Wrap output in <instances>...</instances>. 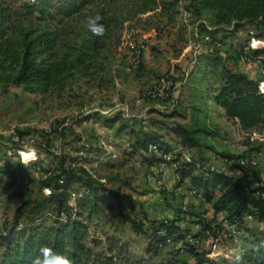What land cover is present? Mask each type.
Returning a JSON list of instances; mask_svg holds the SVG:
<instances>
[{"label":"rangeland","instance_id":"obj_1","mask_svg":"<svg viewBox=\"0 0 264 264\" xmlns=\"http://www.w3.org/2000/svg\"><path fill=\"white\" fill-rule=\"evenodd\" d=\"M157 28L158 31L132 34L133 37L124 32L123 43L103 63V74L96 80L78 74L62 89L41 92L29 91L7 80L6 74H0V144L5 150V155L0 152V161H3L0 167L5 163L15 166L29 182L32 197H36L43 176L40 167L54 169L59 157L66 155L72 167L84 168L104 190L117 196L110 203L102 204L98 216L93 218L92 231L101 243L106 236L119 237L127 242L136 257L143 258L147 264H157L180 248L181 243L168 244L153 252L149 250L150 241L137 234L131 223L142 224V229L147 230L149 221L178 218L182 242L193 245L199 253L207 251L208 259L230 260L239 252L241 237L249 238V234L235 231V227L222 220L224 214L215 217L213 202L208 203L190 188L188 180L180 190H175L178 176L175 174L174 178L173 173L177 164H168L169 155L158 163L146 165L142 163L143 157L132 152V145L143 132H154L179 152L182 160L188 161L191 157L201 161L215 171L235 177L246 187H250L248 181H264L261 176L264 159L253 157L262 149L264 125L242 132L235 124H226L225 115L209 98L211 87L217 86L219 79L211 74L208 79L204 78L201 70L207 63L205 56L213 54L229 69L264 80V70L252 71L238 61L239 55L247 56L250 49L252 56L251 49L263 47L264 43L253 39L251 25L231 34V28L214 26L209 13L194 17L183 8L175 23L167 26L162 23ZM167 83H172L168 89ZM111 117L117 120L110 125L105 120ZM175 124L193 132L196 147L189 150L180 147L179 137L171 131ZM254 129L258 140L252 136ZM16 130L47 134L41 148L36 149L39 146L32 141L27 146L31 148H21L18 163L9 156L15 154L14 147L19 145ZM44 150L49 151L46 158ZM141 154L147 158L152 154L161 155L153 149ZM224 155L253 160L255 165L246 167L245 170L249 169L245 174L240 173L235 168L241 159H226ZM41 158L46 162L39 168H24ZM166 159V167L161 169ZM158 165V174L169 177L164 189L146 180V173L153 172ZM5 183L0 185V220L3 218L0 234L4 231V221L11 223L21 203ZM41 192L47 195L48 190ZM192 193H197V197ZM217 196L218 192H214L213 197ZM48 218L50 222L51 217ZM198 221L217 225L220 229L217 238L200 232ZM244 225L264 246V222L245 217ZM198 232V240H193L192 235ZM233 234L236 238L229 241ZM178 258L190 263L195 261L183 252Z\"/></svg>","mask_w":264,"mask_h":264},{"label":"trees","instance_id":"obj_2","mask_svg":"<svg viewBox=\"0 0 264 264\" xmlns=\"http://www.w3.org/2000/svg\"><path fill=\"white\" fill-rule=\"evenodd\" d=\"M180 8L194 17L209 13L214 26L231 28V34L251 25L253 39L264 43V0H0V74H6L7 80L29 91L41 92L62 89L78 74L96 80L103 74V63L114 56L123 43L124 32L133 37L150 30L158 31L160 24L167 26L176 22ZM96 14L103 17L106 28L103 37H93L85 28L86 18ZM251 53L263 56L261 66H247L242 55L238 61L252 71L264 70V46L251 49ZM139 57L142 58L141 51ZM205 58L207 63L201 67L203 77L211 74L219 79L217 86L211 87L209 98L223 109L225 117L237 120L242 130L264 124V80L229 69L218 55ZM116 120L111 117L105 122L111 125ZM171 131L179 137L183 150L197 146L193 132L183 126L175 124ZM17 133L21 147L32 141L39 146L36 149L41 148L47 136L29 130ZM150 146L161 153V158L154 154L147 158L141 154ZM46 151L45 158L49 153ZM0 152L5 155L1 145ZM132 152L143 157L142 163L146 165L158 163L163 156L169 155L168 164H177V188L188 180L202 198L213 202L215 217L224 214L223 221L235 227V231L250 236L241 237L239 252L230 260L215 261L207 258V251L199 253L193 245L182 242L184 237L177 225L178 218L149 221L147 230L142 229V224L131 223L137 234L150 241L149 250L153 252L168 244L181 243L180 248L168 253L165 261L157 264H264V246L244 225L245 217L264 222V181L251 180L248 181L250 187H246L235 177L215 171L201 161L191 157L188 161L182 160L180 153L154 132H143L133 143ZM9 156L18 163L16 154ZM224 156L226 159L239 158ZM67 159L66 155L60 156L54 169L40 167L47 177L41 180L36 197H32L29 182L15 166L5 163L0 167V185L6 182L7 188L21 199L11 223L4 221L3 224L0 264H28L29 257L36 255L41 245L65 255L72 264H147L119 237L106 236L104 243L95 237L93 218L98 216L102 204L110 203L117 196L104 190L84 168L72 167ZM44 162L46 159L41 158L28 167L19 165L33 170ZM246 167L248 165L243 167L239 163L235 169L245 174L249 169L245 170ZM45 188L47 195L41 192ZM214 192H218L216 198ZM48 217H51L50 222ZM197 224L200 232L217 238L220 230L217 225L213 227L201 221ZM191 238L198 240L199 232ZM235 238L233 234L229 241ZM181 252L194 257V263L179 259Z\"/></svg>","mask_w":264,"mask_h":264},{"label":"clouds","instance_id":"obj_3","mask_svg":"<svg viewBox=\"0 0 264 264\" xmlns=\"http://www.w3.org/2000/svg\"><path fill=\"white\" fill-rule=\"evenodd\" d=\"M103 17L99 14L88 16L85 28L93 37H103L106 33L105 25L102 23ZM21 163H26L21 160ZM28 264H72L71 260L63 254L53 251L47 245H41L38 253L30 256Z\"/></svg>","mask_w":264,"mask_h":264},{"label":"built area","instance_id":"obj_4","mask_svg":"<svg viewBox=\"0 0 264 264\" xmlns=\"http://www.w3.org/2000/svg\"><path fill=\"white\" fill-rule=\"evenodd\" d=\"M262 57L263 56H250V49H249L247 51V66H249V67L261 66V58ZM162 82H163V80H162ZM162 82H161V84H162ZM15 132H16V135L18 136L17 130ZM252 136L258 140V135H257L255 130L252 132ZM0 145L2 146V144H0ZM30 145L31 144H29L28 146H30ZM21 148H31V147H27V146L21 147L19 144L17 147H14V153L16 154V156H19V150ZM37 156H38V153H37ZM253 157L257 160L259 157L264 159V140H262V149L260 151H258V154H253ZM160 158H161V155H160ZM0 165H3V161H0ZM159 165L154 167L153 172L149 171L146 173V180L148 183L152 184L156 188L164 189V186L166 185L169 177H163V174H158ZM169 168H171V170H173L172 165H170ZM46 177H47V174H43L42 179H45ZM191 195H196V197H197V193H192ZM2 220H3V218L1 217L0 232L2 231ZM226 229H228V227H226Z\"/></svg>","mask_w":264,"mask_h":264},{"label":"bare ground","instance_id":"obj_5","mask_svg":"<svg viewBox=\"0 0 264 264\" xmlns=\"http://www.w3.org/2000/svg\"><path fill=\"white\" fill-rule=\"evenodd\" d=\"M251 56V55H250ZM242 61H245L246 62V65H247V56H245V57H242ZM171 85H172V83H167V89L168 88H170L171 87ZM164 90V89H163ZM165 91V90H164ZM169 91V90H168ZM166 92V91H165ZM149 150H151V152H152V149L153 150H156V148L155 147H149L148 148ZM257 160V159H256ZM250 161V160H249ZM248 160H241V161H239V163L243 166V167H245L246 165H248V166H254L255 165V163L254 162H252L253 160H251V162H249ZM166 167V163H162L161 164V166H160V168L161 169H164ZM177 167V166H176Z\"/></svg>","mask_w":264,"mask_h":264},{"label":"crops","instance_id":"obj_6","mask_svg":"<svg viewBox=\"0 0 264 264\" xmlns=\"http://www.w3.org/2000/svg\"><path fill=\"white\" fill-rule=\"evenodd\" d=\"M217 108L219 109V111H220L222 114H224L223 109H221V108L218 107V106H217ZM225 118H226V117H225ZM226 122H227L226 124H228V123H230V124L233 123V124H235V126H236L237 128H239V125H238V123H237V120H231V119H227V118H226ZM263 125H264V124L259 125V126H263ZM239 129H240V128H239ZM255 129H256V128H255ZM255 129H254V130H255ZM257 129H258V128H257ZM240 130H241L242 132H243V131H246V130H242V129H240ZM248 130H250V129H248ZM254 130H253V131H254ZM262 175L264 176V169H263L262 172H261V176H262ZM173 176H174V178H175V173H173ZM262 184H264V183H262ZM189 186H190V188H191V185H189ZM175 190H180V188H176ZM187 259H190V258H187ZM187 261H188V260H187Z\"/></svg>","mask_w":264,"mask_h":264}]
</instances>
